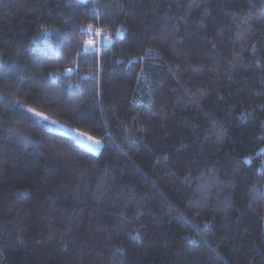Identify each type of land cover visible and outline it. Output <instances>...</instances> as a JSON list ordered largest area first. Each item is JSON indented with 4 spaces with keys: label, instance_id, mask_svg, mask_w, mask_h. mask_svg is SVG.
<instances>
[{
    "label": "trees",
    "instance_id": "16d2710c",
    "mask_svg": "<svg viewBox=\"0 0 264 264\" xmlns=\"http://www.w3.org/2000/svg\"><path fill=\"white\" fill-rule=\"evenodd\" d=\"M0 264H264V0H0Z\"/></svg>",
    "mask_w": 264,
    "mask_h": 264
},
{
    "label": "rangeland",
    "instance_id": "374dc122",
    "mask_svg": "<svg viewBox=\"0 0 264 264\" xmlns=\"http://www.w3.org/2000/svg\"><path fill=\"white\" fill-rule=\"evenodd\" d=\"M96 31L93 29V31L87 33L88 38L87 41H94V47H88L86 50V43L84 46V50L86 53H95L97 51H99V48L102 47H107L109 46V41L105 38L108 37L111 40V44H112V39L109 36H103L101 38H99V35H95ZM98 48V49H97ZM38 118L43 121L45 123V125L47 127H49V129L56 131L58 133H62L64 135H68V136H72L73 138H75V140L77 142H79L80 144H82L85 148H87L88 150L94 152V153H98L100 152L101 148H102V143L100 141L99 144H96L95 141H97V139H94L80 131L71 129L61 123L55 122L53 120H51L50 118L44 116V115H40L38 116ZM99 141V140H98Z\"/></svg>",
    "mask_w": 264,
    "mask_h": 264
},
{
    "label": "snow or ice",
    "instance_id": "6c2138e0",
    "mask_svg": "<svg viewBox=\"0 0 264 264\" xmlns=\"http://www.w3.org/2000/svg\"><path fill=\"white\" fill-rule=\"evenodd\" d=\"M81 31L84 33V34H87V33H89V32H91V31H93V29H92V27L91 26H89V27H85V28H82L81 29ZM98 35H103V30H101L99 33H97ZM106 39H109V38H107L106 37ZM95 45H94V41H88V45L86 46V50H87V48L88 47H94ZM69 71H71V69H69ZM29 111H33L34 112V110L33 109H29ZM34 114L35 115H37V116H40L41 115V113H39V112H34ZM95 143L96 144H99L100 143V141H95Z\"/></svg>",
    "mask_w": 264,
    "mask_h": 264
},
{
    "label": "built area",
    "instance_id": "2783aa9c",
    "mask_svg": "<svg viewBox=\"0 0 264 264\" xmlns=\"http://www.w3.org/2000/svg\"><path fill=\"white\" fill-rule=\"evenodd\" d=\"M103 37L102 35H99V38ZM106 38V37H105ZM108 38V37H107ZM109 41V44L111 45V40L110 39H107ZM113 42V41H112ZM86 45H88V41L86 42ZM98 49V48H97ZM102 48H99V51L101 50Z\"/></svg>",
    "mask_w": 264,
    "mask_h": 264
}]
</instances>
